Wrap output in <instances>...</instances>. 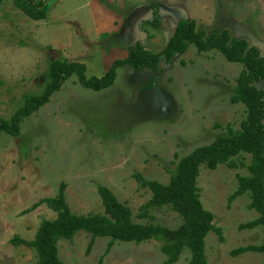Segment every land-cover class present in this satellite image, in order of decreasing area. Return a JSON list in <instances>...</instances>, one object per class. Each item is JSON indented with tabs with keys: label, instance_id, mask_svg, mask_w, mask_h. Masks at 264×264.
Returning <instances> with one entry per match:
<instances>
[{
	"label": "rangeland",
	"instance_id": "374dc122",
	"mask_svg": "<svg viewBox=\"0 0 264 264\" xmlns=\"http://www.w3.org/2000/svg\"><path fill=\"white\" fill-rule=\"evenodd\" d=\"M182 19H193L207 31L229 30L264 57V0H50L42 21L4 0L0 117L10 118L27 94L42 91L53 60L83 62L88 77H99L137 42L162 51ZM6 52L26 53L27 65L6 74ZM242 69L218 51L192 46L172 63L162 60L158 71L120 67L115 84L101 91L70 78L25 120L20 136H0V264L37 261L35 248L12 239H33L41 220L56 216L46 204L33 206L55 196L62 182L75 213L103 212L98 186L105 185L131 208L135 222L178 227L181 216L167 206L152 210V217L140 216L152 193L135 175L168 183L179 158L213 142L228 126L239 129L247 112L231 97ZM258 87L264 89V81ZM242 159L251 163L249 154ZM240 175L248 176V168H200L202 203L221 230L206 237L209 264H264V252L232 254L264 243L263 226L242 227L259 216L249 207V193L229 200ZM91 240L84 231L60 240L64 264H163L167 258L157 240L116 241L107 254L109 237L95 238L88 251ZM190 258L186 247L174 264H188Z\"/></svg>",
	"mask_w": 264,
	"mask_h": 264
},
{
	"label": "trees",
	"instance_id": "16d2710c",
	"mask_svg": "<svg viewBox=\"0 0 264 264\" xmlns=\"http://www.w3.org/2000/svg\"><path fill=\"white\" fill-rule=\"evenodd\" d=\"M3 1L0 0V4ZM13 3L36 21L45 20L50 10V0H13ZM192 46L199 52L218 51L228 61L243 65L231 101L244 104L247 115L239 129L228 126L226 132L213 142L179 158L168 183L147 179L140 173L135 175L141 186L149 188L152 193L141 206L140 216L152 217V210L167 206L181 216V224L172 228L135 222L131 208L105 185L98 186L103 212L75 213L67 201V184L62 182L55 196L43 198L33 206L37 208L46 204L56 216L43 218L33 239L27 240L17 235L12 239L13 244L36 249L37 261L34 264H64L59 256V241L72 240L81 231L92 235L88 251L97 237L110 238L105 254L110 252L116 241L141 243L157 240L162 242V251L167 256L163 264L177 262L186 247L191 252L188 264H209L206 237L213 230L218 233L221 230L214 226L213 213L204 207L201 200L197 179L202 166L209 169H216L221 164L231 168L247 167L249 175L238 177V188L229 200L249 193V207L256 210L259 216L242 227H264V89L258 87V83L264 81V57L258 47L250 45L244 38L233 36L229 30L207 31L198 28L193 19H182L162 51L153 52L137 42L129 48L125 57L114 60L99 77H88L87 66L83 62L55 59L50 64L42 91L27 94L10 118L0 117V136H20L25 120L48 104L51 97L73 76L82 86L101 91L115 84L120 67L128 65L135 71H158L162 60L167 64L172 63ZM243 154L251 155L249 165L244 163ZM247 251L264 252V243L239 247L232 254ZM102 260L103 256L99 263Z\"/></svg>",
	"mask_w": 264,
	"mask_h": 264
},
{
	"label": "clouds",
	"instance_id": "9594fccd",
	"mask_svg": "<svg viewBox=\"0 0 264 264\" xmlns=\"http://www.w3.org/2000/svg\"><path fill=\"white\" fill-rule=\"evenodd\" d=\"M27 63L28 60L26 53L20 52V53L12 54L11 56L7 52L5 53L4 65H5L6 74L26 66Z\"/></svg>",
	"mask_w": 264,
	"mask_h": 264
}]
</instances>
